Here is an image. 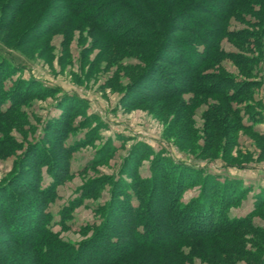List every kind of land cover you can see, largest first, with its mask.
Segmentation results:
<instances>
[{"label":"trees","instance_id":"trees-1","mask_svg":"<svg viewBox=\"0 0 264 264\" xmlns=\"http://www.w3.org/2000/svg\"><path fill=\"white\" fill-rule=\"evenodd\" d=\"M56 6L61 11L52 13ZM233 21L244 26L235 28ZM77 34L84 58L95 52L92 67L106 62L111 69L104 84L121 91V106L154 109L167 120V135L189 152L238 162L233 150L247 131L264 158V134L253 130L262 118L254 106L264 82V0H0L4 49L43 58L60 35L67 57ZM225 39L236 50L224 48ZM11 61L1 49L0 160L13 157V163L0 181V264H264V224L255 220L264 219V192L246 215L232 217L229 209L248 188L238 189L229 177L199 181L202 170L163 153L151 158V175L142 176L143 161L153 156L143 142L131 146L116 175L85 181L60 210L62 229L54 230L49 205L71 177L74 152L95 144L99 126L88 115L76 123L82 99L65 94L57 103L61 113L42 123L37 135L38 118L32 122L28 109L60 90L25 77ZM199 107L205 108L197 128ZM84 127L82 136L71 137ZM115 151L109 138L83 169L108 162ZM200 182L199 194L184 202V192ZM107 184L110 197L96 208L99 219L81 228L89 235L63 238L74 210Z\"/></svg>","mask_w":264,"mask_h":264},{"label":"rangeland","instance_id":"rangeland-1","mask_svg":"<svg viewBox=\"0 0 264 264\" xmlns=\"http://www.w3.org/2000/svg\"><path fill=\"white\" fill-rule=\"evenodd\" d=\"M213 7L216 10L222 9L219 6ZM60 11V6H56L52 13ZM233 24L235 28L244 26V24L235 21ZM61 41L62 36L57 35L53 40L55 46L53 51L43 58L38 57V53L35 51H30L27 56L23 51L7 50L0 46V50L6 51L12 61L21 67L25 77L33 76L44 85L57 87L60 90L55 96L36 99L33 106L28 109L32 122L38 118L39 132L37 135L41 132L42 123L45 124L47 119L61 113L57 103L65 94H75L82 99L79 111L81 113L75 118L76 123L88 115L93 120L91 121L93 125L99 126V139L96 140L95 144L82 147L74 152L70 167L71 177L57 187V196L49 205V211L53 216L52 226L54 230L62 229L59 223L61 219L60 210L71 199L80 194L79 187L99 173L116 175L124 156L137 142L149 145L153 153V156L144 160L140 167L142 176L149 177L151 175V158L156 153H163L175 161L202 170V177L199 181H205L207 175L216 176L219 181H224L229 177L237 180L235 183L238 189L248 188L246 197L238 205L229 209L230 216L240 217L254 208L256 195L264 192V158L260 157L261 149L253 134L247 131L240 132L238 145L233 150V157L240 158L238 162L232 158L226 161L221 157H201L197 155V150L189 152V147L180 146L177 137L171 136L173 133L167 135V120L165 122L159 118L154 109L139 106L132 110H126L125 107L121 106V91L104 84L111 75V69L104 68L106 62L92 67L89 61L94 58L95 52H91L88 58H84L83 44L80 43L78 34L71 43V54L67 57L63 55ZM223 46L227 50H236L226 39L223 41ZM172 50L173 48L170 49V51ZM125 61L136 62L135 59H126ZM224 64L231 71L236 70L230 60H225ZM10 83V81L7 82V84ZM156 89L161 91L157 87ZM255 95V99H260V103L254 108L256 111H261L262 118L254 124L253 122L250 123L253 124L254 131L264 134V82ZM188 97L189 95H186V98ZM204 108L199 107L195 110L194 117L197 121V128L202 125L201 112ZM169 117L171 119L172 116L169 115ZM245 120H249L248 116ZM87 129L89 127L80 128L71 137H80ZM109 138L113 139L116 146L112 158L108 162L96 165L97 170H94L95 168L83 169L96 149ZM12 163L13 157L0 160V181L11 171ZM45 179V183L50 181L48 175L45 176ZM201 184L202 182L190 186L184 192L182 200L188 202L192 197H196L199 194ZM110 187L111 185L107 184L98 197L84 198L83 204L77 207L72 218L67 220V228L62 230L61 234L63 238L79 241L89 235V233L86 236L83 235L81 228L99 219L96 208L109 199ZM255 220L258 224H264V219L255 218ZM237 264L247 263L239 261Z\"/></svg>","mask_w":264,"mask_h":264}]
</instances>
